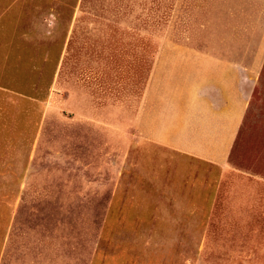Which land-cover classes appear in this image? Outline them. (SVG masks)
I'll return each instance as SVG.
<instances>
[{
	"label": "rangeland",
	"instance_id": "obj_1",
	"mask_svg": "<svg viewBox=\"0 0 264 264\" xmlns=\"http://www.w3.org/2000/svg\"><path fill=\"white\" fill-rule=\"evenodd\" d=\"M165 43L205 59L150 128ZM0 264H264V0H0Z\"/></svg>",
	"mask_w": 264,
	"mask_h": 264
},
{
	"label": "crops",
	"instance_id": "obj_2",
	"mask_svg": "<svg viewBox=\"0 0 264 264\" xmlns=\"http://www.w3.org/2000/svg\"><path fill=\"white\" fill-rule=\"evenodd\" d=\"M156 59L157 66L152 70L153 76L149 86V92L151 95L148 96L147 105L145 106V109L149 108V112H152V120L148 121L150 128L153 126L156 127V121L159 120L165 127H168L170 123H173L172 115L173 113H179L180 111L182 106L181 103L184 101V93L187 89V82H192L194 80L193 77L189 80L191 76L189 75L190 68L188 67L191 63H196V68L201 69L202 61L205 59V56L177 44L165 43L159 48V53ZM250 81V77L246 72L243 71L242 74L239 71L236 76L233 74L223 76L221 74L216 78L215 82L210 83L208 91L209 95H214L216 93L223 94V91H226L227 94H231L233 95V98H235L232 100V119L225 122L227 130L232 129L238 119L240 123V118H238L240 114H235L238 110L237 108L243 109L244 113L249 104L248 102L251 94L247 92L246 86H248ZM218 83H222V85H229L230 87L224 88L223 86H220L218 89L216 87L218 86ZM157 106L161 109L158 112L155 110ZM154 117L156 119H154ZM231 131L232 130H229L228 132ZM235 142L236 138L229 140L228 136V139L222 141L221 143V148H227L225 151L221 150L223 155L220 157V160H224L225 164L229 155L232 154ZM183 155L184 157L200 160L211 165L220 164L219 160L218 162L210 159L203 160V158L194 153Z\"/></svg>",
	"mask_w": 264,
	"mask_h": 264
}]
</instances>
